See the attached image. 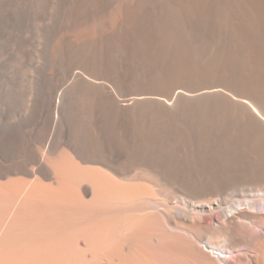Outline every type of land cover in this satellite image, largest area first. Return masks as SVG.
I'll return each instance as SVG.
<instances>
[{
    "label": "bare ground",
    "instance_id": "6f19581e",
    "mask_svg": "<svg viewBox=\"0 0 264 264\" xmlns=\"http://www.w3.org/2000/svg\"><path fill=\"white\" fill-rule=\"evenodd\" d=\"M0 264H264V0H0Z\"/></svg>",
    "mask_w": 264,
    "mask_h": 264
}]
</instances>
